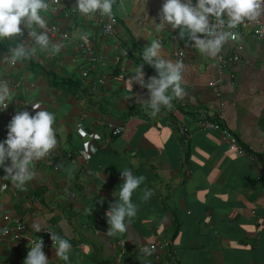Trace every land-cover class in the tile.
I'll return each instance as SVG.
<instances>
[{
	"label": "crops",
	"instance_id": "obj_1",
	"mask_svg": "<svg viewBox=\"0 0 264 264\" xmlns=\"http://www.w3.org/2000/svg\"><path fill=\"white\" fill-rule=\"evenodd\" d=\"M75 3L59 0L41 12L47 26L59 28L49 34L63 42L59 54L37 47L15 68L0 64V79L12 90L10 109L35 115L31 106L39 104L54 113L58 141L33 164L35 177L26 190L0 179V225L20 226L17 240L8 235L0 241V264H23L30 241L44 230L70 241L68 264H141L142 245L155 250L148 264H264V38L245 26L240 42L210 58L180 40L178 30L153 28L150 21L159 23L164 0H116L111 18L82 16L73 11ZM258 22L264 24V17ZM104 23L113 26L114 36L102 33ZM81 34H88L92 56ZM153 39L166 59L177 61L176 50L185 55V94L154 117L141 103L147 90L128 84ZM7 47L0 42V56ZM144 71L146 80L156 76L150 66ZM204 111L221 113L220 128H230L259 161L235 155L218 132L198 126L195 116ZM10 121L0 113V142ZM123 169L146 180L133 193L138 212L128 231L109 236L106 212L116 202ZM145 188L153 192L147 202ZM43 251L52 264H65L53 248Z\"/></svg>",
	"mask_w": 264,
	"mask_h": 264
},
{
	"label": "clouds",
	"instance_id": "obj_2",
	"mask_svg": "<svg viewBox=\"0 0 264 264\" xmlns=\"http://www.w3.org/2000/svg\"><path fill=\"white\" fill-rule=\"evenodd\" d=\"M58 3L59 0H0V42L8 44L6 52L0 56V64L15 68L19 63L31 60L36 55L37 47L41 52L53 56L61 52L63 42L50 37L47 21L41 15V12H49L52 5ZM115 3L116 0H76L72 9L89 18L95 15L111 18ZM262 17L264 0H196L194 4L192 0H164L159 23L155 20L150 23L157 31H163L168 26L178 30L180 40L189 42V46L201 54L216 58L226 44L241 41L240 33L235 29ZM25 30L28 39H24ZM145 34L146 37L149 35L147 32ZM79 38L88 42V34H81ZM141 60L129 76L128 84L132 88L133 85H139L147 90L149 98L142 99L141 103L148 114L154 117L162 108L171 110L173 101L184 96L182 74L185 65L181 61L166 59L161 43L156 39L151 40L150 45L143 49ZM145 65L154 68L156 76L146 80ZM11 94L9 82L0 79V108L3 110L9 106ZM31 107L35 115L29 111L15 110L16 114L9 118L11 121L7 125V138L0 142V168L5 172L0 179L10 180L22 191L35 177L33 164L46 158L58 143L54 128L55 114L42 109L39 104ZM120 174L123 183L114 193L116 202L106 212V234L109 236L128 231L138 212L137 204L132 201L133 193L146 180L143 175H134L131 169H123ZM152 195L153 192L145 188L142 200L147 202ZM33 228L36 232L42 230L38 223ZM48 234L53 242L56 260L68 264L72 249L70 241L55 232ZM28 247L30 250L23 264H52L43 251L42 239L30 241ZM154 251V248L142 245L140 254L144 260L141 264H148L147 258Z\"/></svg>",
	"mask_w": 264,
	"mask_h": 264
},
{
	"label": "built area",
	"instance_id": "obj_3",
	"mask_svg": "<svg viewBox=\"0 0 264 264\" xmlns=\"http://www.w3.org/2000/svg\"><path fill=\"white\" fill-rule=\"evenodd\" d=\"M253 29V35L259 39L264 38V24L260 23L258 21L249 23ZM102 33L114 36L115 29L110 23H104L102 25ZM85 47V53H88V55L92 56L93 50L90 47L89 41L87 43L84 42ZM124 55H128L127 51H124ZM175 58L182 62V54L175 53ZM225 60L221 59L220 64H224ZM0 108V111L5 113V115L8 116V118L13 117L16 114V111L13 109H10L8 106L7 109L3 110ZM0 112V113H1ZM196 122L198 126H207L211 130L216 131L221 136L223 142L227 144V147L229 150L235 153V155L241 157V158H249L251 160H256V157L254 155V149L251 147H245L243 143H240L237 139V137L234 135L233 131L224 126L222 128L221 125L224 124L223 116L221 113L218 115H213L209 113L208 111H204L196 116ZM184 131V128H182ZM122 132V128L115 129L114 134H119ZM10 219L9 216L4 217V221H8ZM20 228L19 224L17 223L13 227H8L6 224L0 225V241L3 240L6 236L10 235V237L15 241L18 238L17 230ZM48 232L50 231H44L43 237L41 238L43 240V245L48 246L50 243H53Z\"/></svg>",
	"mask_w": 264,
	"mask_h": 264
},
{
	"label": "bare ground",
	"instance_id": "obj_4",
	"mask_svg": "<svg viewBox=\"0 0 264 264\" xmlns=\"http://www.w3.org/2000/svg\"><path fill=\"white\" fill-rule=\"evenodd\" d=\"M245 26H246V28H250V27H251V25H250L249 23H245V24L240 25L237 29H235V31L242 30V28L244 29ZM48 30H49V34H50V35H57V34L59 33V28H58V26L55 25V24L48 26ZM105 35H106V34H105ZM108 36H109V35H108ZM88 41H89V39H88ZM82 44H83V47H84V41H83V40H82ZM89 44H90V41H89ZM90 47H91V44H90ZM84 49H85V47H84ZM91 49H92V47H91ZM175 53L182 54V58H183L182 62L184 63V61H185V59H184L185 55H184L183 51L176 50ZM124 56H126V55H124ZM176 60H177V59H176ZM177 61H179V60H177ZM82 76H83L84 78H86V77L88 76V73H87V72H84V73H82ZM101 83H104V82L101 81ZM173 128L176 129V130H178V131H180V133H181L182 135H186V134H185L186 129H185L184 126H182V123L174 122V124H173ZM182 128H184V131L182 130ZM203 128L208 129V130H211V129H210L209 127H207V126H203ZM234 135H235V134H234ZM235 136H236V135H235ZM236 137H237V136H236ZM237 139H238V138H237ZM254 155H255V157H256V160H252V161H254V162L259 161V158H258V156H257V154H256L255 151H254ZM248 159H249V158H248ZM249 160H251V159H249ZM22 229L24 230L25 228L22 227ZM44 231H46V230H44ZM44 231H42V232L39 234L38 239H41V238L43 237ZM47 231L52 232L51 230H47ZM52 245H53V243H50L48 246H44V245H43V247L53 248ZM164 246L168 248V247L170 246V243H169V242H168V243H165ZM53 249H54V248H53Z\"/></svg>",
	"mask_w": 264,
	"mask_h": 264
}]
</instances>
